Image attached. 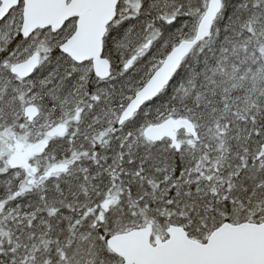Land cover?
Instances as JSON below:
<instances>
[{"label":"snow or ice","instance_id":"snow-or-ice-1","mask_svg":"<svg viewBox=\"0 0 264 264\" xmlns=\"http://www.w3.org/2000/svg\"><path fill=\"white\" fill-rule=\"evenodd\" d=\"M0 264H264V0H0Z\"/></svg>","mask_w":264,"mask_h":264}]
</instances>
